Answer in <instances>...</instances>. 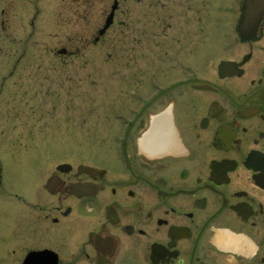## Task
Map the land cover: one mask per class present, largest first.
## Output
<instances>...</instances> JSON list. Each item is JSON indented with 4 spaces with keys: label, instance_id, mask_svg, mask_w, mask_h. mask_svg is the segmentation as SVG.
<instances>
[{
    "label": "flooded vegetation",
    "instance_id": "obj_1",
    "mask_svg": "<svg viewBox=\"0 0 264 264\" xmlns=\"http://www.w3.org/2000/svg\"><path fill=\"white\" fill-rule=\"evenodd\" d=\"M119 1L103 35L116 25L120 49L134 43L117 61L118 126L104 127V156H32L5 180L9 253L19 264H264V0L141 12L131 41Z\"/></svg>",
    "mask_w": 264,
    "mask_h": 264
},
{
    "label": "rangeland",
    "instance_id": "obj_2",
    "mask_svg": "<svg viewBox=\"0 0 264 264\" xmlns=\"http://www.w3.org/2000/svg\"><path fill=\"white\" fill-rule=\"evenodd\" d=\"M89 1L87 10L82 0H0V264L20 262V251L7 249L15 225L5 180L32 156L58 162L104 156V127L118 126L117 61L133 57L134 43L123 52L114 25L94 44L112 0ZM156 1L126 0L120 8L130 13L123 16L128 41L138 13L197 6L196 0H158L165 6L150 8ZM215 1L204 0L206 16L217 11ZM115 16L114 24L121 18ZM64 49L67 55L57 53ZM106 60L112 63L104 65Z\"/></svg>",
    "mask_w": 264,
    "mask_h": 264
},
{
    "label": "water",
    "instance_id": "obj_3",
    "mask_svg": "<svg viewBox=\"0 0 264 264\" xmlns=\"http://www.w3.org/2000/svg\"><path fill=\"white\" fill-rule=\"evenodd\" d=\"M117 2L118 0H113L112 2V6L110 7V11L107 15V17L105 18L104 24L102 26V28L98 31L96 38L93 40V43L95 44L98 39L104 35V33L106 32V30L110 27V25L112 24V20H113V16H114V12L117 8ZM58 53H64V50L58 51ZM86 170L91 171L92 169L89 168H84ZM23 264H26V262H24Z\"/></svg>",
    "mask_w": 264,
    "mask_h": 264
},
{
    "label": "snow or ice",
    "instance_id": "obj_4",
    "mask_svg": "<svg viewBox=\"0 0 264 264\" xmlns=\"http://www.w3.org/2000/svg\"><path fill=\"white\" fill-rule=\"evenodd\" d=\"M36 264H42V260L41 259H38Z\"/></svg>",
    "mask_w": 264,
    "mask_h": 264
}]
</instances>
